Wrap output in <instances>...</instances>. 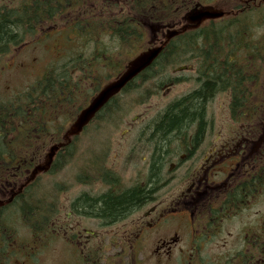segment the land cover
<instances>
[{
  "label": "trees",
  "instance_id": "1",
  "mask_svg": "<svg viewBox=\"0 0 264 264\" xmlns=\"http://www.w3.org/2000/svg\"><path fill=\"white\" fill-rule=\"evenodd\" d=\"M197 1L25 0L15 6L0 7V55L11 53L41 27L63 17L68 38L73 37L78 50L74 59L51 65L41 78L24 90L10 93L0 90V193L14 190L7 200L0 201V261L5 260L6 254L17 253L16 243L22 244L21 237H26L22 233L38 238L50 231L63 209L64 189L61 181L56 180L60 174L78 172L76 181L86 183L80 172L85 166L80 165L83 155L79 152L82 142H89L87 136L93 132L102 133L99 128H107L103 131L108 133L109 129L120 126L119 120L126 112L125 103L129 99L133 101L141 93L146 95L148 89L149 95L158 94L164 86L177 83L171 75L177 66L199 61L201 78L196 82H201L202 86L169 104L152 121L151 124L158 128L157 139L161 142L166 141L161 136L167 132L170 136L177 132V136L185 138L191 126H198L194 138V142H198L207 123L206 101L215 95L231 92L234 108L245 103V96L251 92L245 89L246 82L241 81L244 71L238 77L230 76L231 72L236 73V64L230 62V57L238 58L244 53L259 58L257 50L252 48L263 47L264 39L255 38L250 29L252 18L223 21L214 26L210 23L171 39L153 65L104 104L79 136L68 137L70 128L79 120V112L108 81L123 72V67L114 61L122 49L141 39V26L147 15L151 22L168 21L175 13L195 8ZM118 13L128 18L118 17ZM252 13L248 15L264 18V12ZM130 15L136 16L132 19L136 21L132 27ZM47 159L49 162L44 167ZM159 168L160 163L156 161L154 177ZM117 184L118 181L112 186L115 190ZM120 190L118 194L101 198L81 193L74 205L93 216L115 220L150 198L140 186Z\"/></svg>",
  "mask_w": 264,
  "mask_h": 264
},
{
  "label": "flooded vegetation",
  "instance_id": "2",
  "mask_svg": "<svg viewBox=\"0 0 264 264\" xmlns=\"http://www.w3.org/2000/svg\"><path fill=\"white\" fill-rule=\"evenodd\" d=\"M7 2L14 3L12 0ZM240 2L243 4L248 0ZM147 17L149 18V15ZM185 25V16L178 14L177 20L172 24L158 25V34H154V37L157 38L159 32L163 38L166 34L172 35ZM147 28L149 30V21ZM162 42L163 40H156L153 44ZM147 43L149 44V37ZM252 49L257 50L260 56L251 64L263 68L264 47ZM230 76L234 74L231 72ZM200 78L199 76L197 80ZM246 81L248 77H243V82ZM201 86L202 83L199 82L196 88ZM245 89L249 91L248 87ZM147 94L149 97V89ZM245 97L249 103L255 94ZM215 99L217 96L206 101V119L209 117L208 108ZM232 100L231 96L229 113L233 119L234 111L230 107ZM250 107L246 103L241 106V117L249 114ZM260 122H263V125H259L257 129L261 131L259 135L245 130L242 140L234 136H231L230 140H224L223 133L220 132L209 144L206 139L212 127L208 119L202 138L198 142H194L198 126L188 128L185 138L177 136V132L171 137L167 132L161 136L166 139L165 142L158 140V128L149 127V124L133 128L134 135L130 129L123 130L121 139L131 135L134 138L124 162L131 165L139 156L142 157L146 182L137 186L144 188L150 198L124 217L115 220H106L93 216L90 212L80 211L79 207L74 205L75 201L69 202L68 211L64 215H58L53 222L57 236L60 233L58 225L70 222L75 217L78 220H87L95 227L80 230L71 226L69 232L65 230L68 241L78 250L76 254L67 255L66 258L72 259L73 264H264L262 212L257 209V215H254L251 222L244 221L241 230L234 232L230 227L236 217L264 204V117ZM112 136L113 134L105 136L107 142H100L97 148L87 150L84 165L86 181L92 179L93 183L103 182L108 185V189H104L95 197L89 195L90 192H85L91 198L118 194L121 190H115L112 186L118 181V188L121 181L125 182L123 178L127 170H120L117 162H109L110 150L114 145L111 142ZM169 137L172 140L168 141ZM117 145L122 146L123 143L119 142ZM156 161H159L160 168L154 177L152 173ZM124 228L127 231L123 238L119 239L118 244H114L120 246V252L107 255L101 248L92 251L91 246L97 241L101 242V239L106 237L107 230ZM186 240L195 246L194 251H201L206 243H212V256L201 259L193 257L195 253H185L183 243ZM41 245L42 239L36 240L30 252L25 253V245L16 243L19 253L6 254L5 260L0 261V264H9V261H14L15 264H31L26 262L27 257L33 264H39Z\"/></svg>",
  "mask_w": 264,
  "mask_h": 264
},
{
  "label": "rangeland",
  "instance_id": "3",
  "mask_svg": "<svg viewBox=\"0 0 264 264\" xmlns=\"http://www.w3.org/2000/svg\"><path fill=\"white\" fill-rule=\"evenodd\" d=\"M234 6H237L240 0H230ZM232 5L225 4L224 1L218 0L214 3V6L211 8H206V10L218 13V12H233ZM235 9V8H234ZM188 12V11H187ZM195 12L186 15V21L190 23V25H194V21L190 18L194 15ZM176 14V13H175ZM65 17L57 19L55 22L50 24H46L39 30L38 33L31 35L27 41L22 44L20 47H16L11 51L10 54L0 55V90L4 93H10L14 91H21L25 87L29 86L31 83L38 80L46 71L47 66L50 63H56L57 61H61L63 58H72L75 56L73 54V48H75L73 43H69V38L66 31V24ZM206 26V25H205ZM194 26H187L186 30H194ZM204 27V26H203ZM155 32H153L149 28V43L151 41L155 42L158 41L159 38L154 37ZM169 35L166 37L168 38ZM169 39V38H168ZM67 49V50H66ZM147 59V57H146ZM65 60V59H64ZM63 60V61H64ZM145 61V55H137L135 60L131 65L127 64V70L131 69L130 71L134 70V67L138 66L137 63L142 64ZM188 61L185 59V62ZM131 63V62H129ZM128 70V71H129ZM257 70H254V73ZM172 75L178 78L187 79H194L196 76L193 74L192 70H183L177 71ZM263 70L258 69V81H262L263 79ZM111 80L107 83V86H104L103 91L97 95L90 107L102 96L108 100L109 97L113 96L116 92H118V85L120 82ZM192 85L191 84H184V85H177L173 88H166L165 90L161 91L159 95L149 98L148 103L144 100H136L134 98L132 101L129 99L125 103V110L126 112L120 117L119 122L122 124L117 129L112 131L113 136L111 138V142L114 143L112 145V149L110 150V157L109 162H117L119 164L120 170H127L125 173V181L126 185H138L144 184L145 180V164L142 161V157H138L136 162H133L131 165H126L124 159L129 151L131 144L134 142L133 135L135 130L133 128L144 126L147 122H149V127L152 120L158 116V114L164 112L167 106L174 102L175 100L179 99L180 97L188 94L191 91ZM7 96V95H4ZM253 100V101H252ZM262 100V101H261ZM264 80L263 82L258 85L256 89L255 98L250 100L248 105H251L250 112L246 117H239L236 119L237 114L234 115V120L230 117L229 113V97L228 96H221L217 97L212 104L208 108L209 117L208 120L211 121L212 129L209 132V136L206 139V142L209 144L213 142L218 136L219 133H223L224 140H230L231 136L240 138L242 140L243 133L245 130H249L256 135H259L261 131L257 129L263 125V122L260 120L264 117ZM142 101V102H141ZM252 103V104H251ZM262 104V105H261ZM89 107V108H90ZM88 108V109H89ZM87 109V110H88ZM86 110V111H87ZM83 111L79 118L78 125L72 127V131L70 136L77 134L78 136L83 132V127L88 123L90 120L91 114L88 112ZM236 119V120H235ZM260 125V126H259ZM248 126V127H247ZM125 129H130L133 135L125 137L121 139V133ZM106 133H91L88 140H91L94 144L93 147H98L100 145V141L102 140L103 136ZM69 136V137H70ZM122 142V146H118L117 144ZM125 150H124V148ZM86 151V144L82 142V150L79 152L80 155H83ZM49 160L47 159L46 162L43 163V166L46 167ZM80 165L83 166V161L81 158ZM41 170H39L40 172ZM84 174V171H80ZM123 172V171H122ZM75 174L78 172H67L60 174L56 180L59 182L61 181V185L64 189V195L62 202L65 200L63 208L69 205V202L76 199L82 192H91L94 194H98L104 190L103 183H93L91 182L90 186H86L85 184H81L76 181ZM79 175V174H78ZM37 173L33 176L36 177ZM129 178V179H128ZM65 181V182H64ZM61 203V202H60ZM262 212L264 215V204L257 205L255 209L248 210L245 215H239L236 217L232 224L230 225L231 229L236 232L237 230H241L244 224V221H252L255 211ZM59 226V236L56 238H50L43 242V246L41 245L39 254H41V261L39 264H73L72 259L66 258L67 255H73L78 252L77 247L72 245L66 236L65 230L69 232L71 226H76L80 230L88 229L91 226H94L92 223L88 222L87 220L80 219L78 220L77 217L72 219L70 222L61 223ZM97 231L101 232L99 229ZM127 229H119V230H107L105 235L100 241L95 242L94 246H91L94 251H98V248L102 249L104 254H116L121 251L119 249V245L114 246V244H118L119 239L123 238L124 233ZM29 234V233H28ZM22 235H24L22 233ZM52 235V231L48 234ZM70 235V234H69ZM46 236H43L45 238ZM243 237V235H241ZM25 238V237H21ZM42 238V239H43ZM27 239V238H25ZM32 239V238H31ZM30 239V240H31ZM44 240V239H43ZM23 243V242H22ZM30 244V243H29ZM39 248V245H38ZM195 246L192 245L189 241H185L183 243V249L185 253L193 255V257L206 259L212 256L214 246L212 243H206L204 249L201 251H194ZM148 252V249H146ZM27 253V251L25 252ZM27 255V254H25ZM66 258V259H65ZM17 259V258H16ZM25 259V258H24ZM27 263L33 264L30 258H26ZM64 259V260H63ZM62 260V261H61ZM30 261V262H28ZM11 264H15L14 261ZM146 264V263H144Z\"/></svg>",
  "mask_w": 264,
  "mask_h": 264
},
{
  "label": "water",
  "instance_id": "4",
  "mask_svg": "<svg viewBox=\"0 0 264 264\" xmlns=\"http://www.w3.org/2000/svg\"><path fill=\"white\" fill-rule=\"evenodd\" d=\"M205 16H209V14H202V15H200L199 17H197V19H202V18H204ZM197 19H195V20H197Z\"/></svg>",
  "mask_w": 264,
  "mask_h": 264
}]
</instances>
